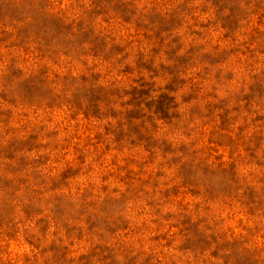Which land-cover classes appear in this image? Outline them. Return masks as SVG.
Masks as SVG:
<instances>
[{
    "label": "rangeland",
    "instance_id": "rangeland-1",
    "mask_svg": "<svg viewBox=\"0 0 264 264\" xmlns=\"http://www.w3.org/2000/svg\"><path fill=\"white\" fill-rule=\"evenodd\" d=\"M0 264H264V0H0Z\"/></svg>",
    "mask_w": 264,
    "mask_h": 264
}]
</instances>
